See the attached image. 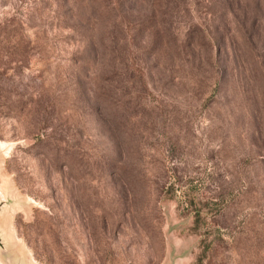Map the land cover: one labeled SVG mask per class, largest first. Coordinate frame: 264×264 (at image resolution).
I'll return each mask as SVG.
<instances>
[{
	"label": "rangeland",
	"instance_id": "rangeland-1",
	"mask_svg": "<svg viewBox=\"0 0 264 264\" xmlns=\"http://www.w3.org/2000/svg\"><path fill=\"white\" fill-rule=\"evenodd\" d=\"M67 1L0 0V264H264V0H76L101 66Z\"/></svg>",
	"mask_w": 264,
	"mask_h": 264
},
{
	"label": "trees",
	"instance_id": "trees-1",
	"mask_svg": "<svg viewBox=\"0 0 264 264\" xmlns=\"http://www.w3.org/2000/svg\"><path fill=\"white\" fill-rule=\"evenodd\" d=\"M71 2V3H70ZM66 7V29H68L74 39L78 48L80 49V62L93 63L101 66L103 58L99 55L98 46L104 44L105 39L97 40L96 32L93 27L95 18L87 12H83L82 5L76 0H68ZM109 38V36L107 37ZM107 50V47H105ZM100 94H103L102 92ZM97 97H105L100 95Z\"/></svg>",
	"mask_w": 264,
	"mask_h": 264
},
{
	"label": "water",
	"instance_id": "water-1",
	"mask_svg": "<svg viewBox=\"0 0 264 264\" xmlns=\"http://www.w3.org/2000/svg\"><path fill=\"white\" fill-rule=\"evenodd\" d=\"M1 206H2V204L0 203V209H1ZM0 246H1V242H0Z\"/></svg>",
	"mask_w": 264,
	"mask_h": 264
}]
</instances>
